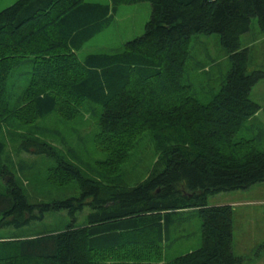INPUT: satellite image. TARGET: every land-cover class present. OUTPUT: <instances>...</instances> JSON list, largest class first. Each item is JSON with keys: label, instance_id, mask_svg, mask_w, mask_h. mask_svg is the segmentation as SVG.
Returning a JSON list of instances; mask_svg holds the SVG:
<instances>
[{"label": "trees", "instance_id": "trees-1", "mask_svg": "<svg viewBox=\"0 0 264 264\" xmlns=\"http://www.w3.org/2000/svg\"><path fill=\"white\" fill-rule=\"evenodd\" d=\"M141 2L151 5L144 33L120 51L88 54L69 87L101 112L95 133L100 145L121 150L148 131L159 153L156 162L133 185L117 172L108 184L84 178L77 195L32 198L16 176L15 163L5 162L10 156L0 122V231L23 230L52 211H65L72 219L62 231L0 236V264H243L234 245L236 210L210 205L209 197L264 182L260 134L239 136L250 117L264 112L252 98L264 72L248 73L249 49L241 47L254 17L264 33V0H18L0 11V41L10 36L18 55L0 59V100L14 69L33 74L40 66L46 74H63L74 66L66 56L74 57L108 28L119 6ZM196 34H219L231 61L209 101L191 94L185 74L187 47ZM20 55L34 56L33 71L22 68ZM58 102L55 91L38 88L34 116L49 120ZM24 151L56 156L49 142L35 137L20 139L17 155ZM194 212L202 222L201 246L165 260V247L177 240L175 230Z\"/></svg>", "mask_w": 264, "mask_h": 264}, {"label": "rangeland", "instance_id": "rangeland-1", "mask_svg": "<svg viewBox=\"0 0 264 264\" xmlns=\"http://www.w3.org/2000/svg\"><path fill=\"white\" fill-rule=\"evenodd\" d=\"M16 1L18 0H0V11ZM86 1L111 3V0ZM150 16L149 2L121 5L116 12L115 21L89 40L77 52L78 57L65 55L68 61L71 58L74 70L71 67L60 75L46 74L47 71L39 66L40 69H36L33 74L31 72L21 74L16 69L11 73L7 90L2 91L0 100V122L4 126L3 137L7 142V153L10 156L5 162L15 163L16 176L32 198L52 201L77 195L80 192V181L84 178L108 184L117 172H120L121 178L129 185H133L147 177L159 156L149 132L144 131L136 139L133 138V141L128 143L130 147L121 150L103 147L95 138L101 112L85 100L75 97L69 84L73 75L80 72L81 60L83 61L88 54L122 50L126 42L144 33ZM12 41L10 36L0 41L5 43V48L0 47L1 60L18 57L12 53L14 49L11 47ZM241 45L249 49L248 73L264 72V33L259 28L257 17L252 19L250 31L241 36ZM187 50L189 56L185 63L187 65L185 74L192 84L191 94L198 100L209 101L214 94L212 89L215 88V92L219 89L231 69L229 54L223 48L219 34L193 35ZM20 57L25 60L22 68L33 71V65H37L34 56ZM43 74L48 77H44ZM52 76L54 78H49ZM40 87L53 90L58 95L57 111L47 121H40L34 116L33 99ZM252 98L264 106V78L255 85ZM9 107L17 109L11 111ZM246 124L247 128L240 132L239 136L251 139L260 134L259 149L264 151V133L260 132V130L264 132L263 110L250 117ZM26 136L49 142L56 150L55 158L33 156L27 151L18 156L16 145ZM253 146L256 149L257 146L255 144ZM3 185L4 181L0 178V186L4 187ZM209 204L233 206L236 210L235 252L243 256V264H264V182L245 190L223 191L211 195ZM87 212L86 210L85 213ZM197 215L198 213L194 212L181 230H175L174 236L177 240L171 243L170 248L165 247L167 256L165 260H171L201 246L202 222ZM84 220L85 215L81 216L78 222L83 224ZM71 222V217L65 211H52L46 214L43 222L32 223L20 231L2 230L0 236L5 237L3 240H9L16 236L62 231ZM15 250L10 252L13 253Z\"/></svg>", "mask_w": 264, "mask_h": 264}]
</instances>
